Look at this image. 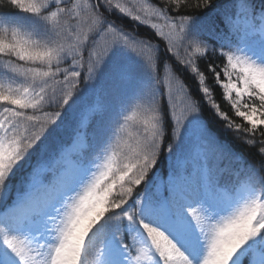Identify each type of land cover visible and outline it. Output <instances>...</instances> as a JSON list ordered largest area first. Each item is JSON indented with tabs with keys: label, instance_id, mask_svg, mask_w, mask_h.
<instances>
[{
	"label": "snow or ice",
	"instance_id": "snow-or-ice-1",
	"mask_svg": "<svg viewBox=\"0 0 264 264\" xmlns=\"http://www.w3.org/2000/svg\"><path fill=\"white\" fill-rule=\"evenodd\" d=\"M0 58V264H264V2L0 0Z\"/></svg>",
	"mask_w": 264,
	"mask_h": 264
},
{
	"label": "trees",
	"instance_id": "trees-1",
	"mask_svg": "<svg viewBox=\"0 0 264 264\" xmlns=\"http://www.w3.org/2000/svg\"><path fill=\"white\" fill-rule=\"evenodd\" d=\"M25 2H28V0H25ZM87 0H81V3H86ZM120 2L125 5L126 7L130 8L133 11V15L137 14V12L139 11V9L145 5V3L148 2V0H120ZM154 2V0H153ZM264 2V0H255V3L257 5V8H259V6L261 5V3ZM213 5L219 6V7H223L225 5H227L229 3V0H212ZM200 11L202 12H208V9H201ZM211 15L215 16V13H211ZM216 19V25L218 26V28L221 31H224V24L221 21L220 17H215ZM131 22V28L133 29H137L142 35H146L149 32H154V29L150 28V24L149 25H141L138 22L135 21H131L130 17H125V21L124 23H128ZM153 22H157L159 23V21H153ZM3 63V58H0V64ZM217 65L218 70L221 71V80H225V77L223 76V66L219 64V61H217ZM238 71V70H237ZM233 79H235V76L233 77ZM182 82L185 83V86L187 88H189V90L194 91L195 89V84L192 81H185L183 79V77H181ZM123 84H121L120 82L114 80V79H109L106 83V89L108 90L109 93H111L112 95H117L119 94L120 91H122L123 89ZM213 96L214 98L217 100V102H220L219 100V95L220 93L223 92L222 88H213ZM235 98V97H234ZM229 105L230 102L227 100V97H224V103L221 104L222 109H224L225 111H229ZM131 109L128 110L127 114L131 115ZM178 112H179V107H178ZM229 115L232 119L235 120L236 123H240V124H247L246 121L243 120V118L240 117H236L234 114V110H230L229 111ZM138 125L134 122V121H130L129 122V131H132L133 133H135V131L137 130ZM264 127V126H261ZM121 138H126V133L121 132L120 134ZM238 151H242L245 154H247L248 150L239 142H236L234 145ZM162 170L167 169V165L166 164H162L161 165ZM95 260L96 257L94 254L90 255L88 257V264H95Z\"/></svg>",
	"mask_w": 264,
	"mask_h": 264
}]
</instances>
